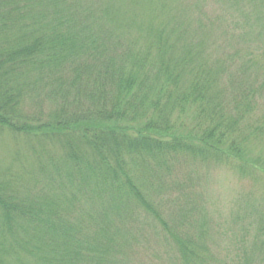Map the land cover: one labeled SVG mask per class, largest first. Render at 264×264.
<instances>
[{
  "label": "trees",
  "instance_id": "trees-1",
  "mask_svg": "<svg viewBox=\"0 0 264 264\" xmlns=\"http://www.w3.org/2000/svg\"><path fill=\"white\" fill-rule=\"evenodd\" d=\"M156 1L161 5L164 0ZM83 2L0 0V133L10 131L14 139L23 134L35 139L42 150L35 158L39 167L31 163L32 168L21 166L18 173L13 165L0 169V264H116L111 252L122 241L120 232L123 226L127 230V218L137 204L148 199L143 181L148 175H157L153 167H167L173 161L170 156L194 155V151L216 152L220 157L227 140L229 124L217 122L220 113L211 107L217 104L204 101V91L216 75L208 72L199 48L187 43L177 53L168 52L175 46L169 42L171 38L159 34L156 45L127 54V58L133 56V64L118 63L113 56L104 68L98 67L92 62L95 52L102 58L109 52L100 50L90 27L101 19L102 12L106 16L110 10L93 11ZM168 5L176 13L180 10L176 0ZM79 10L86 12V19ZM175 23L182 32V21ZM179 35L174 32L173 40L180 39ZM154 46L156 60L149 62ZM250 58L258 63L255 56ZM259 63L263 64L260 59ZM128 65L134 66L130 72ZM186 70H194L196 77L185 78ZM161 71L166 74L156 102L147 85L151 75L157 77ZM82 86L93 88L96 93L92 94L103 98L98 102L101 112L82 114L62 103L74 91L80 93ZM46 96L56 101L51 102L56 104L54 109H47L49 114L43 113L46 109L41 102L36 108L30 106L32 99ZM160 97L165 98L163 106ZM193 104L204 122H197L196 117L189 125L192 131L208 125L205 130L213 131L201 133L196 141L202 142L199 146L177 139L191 135L180 130L179 117ZM177 110L180 114L175 120ZM61 140H70V145ZM26 146L38 156L34 144ZM55 150L63 153L60 160ZM109 182L116 184V192L110 193ZM147 202L150 204L149 199ZM261 234L264 224L259 217L258 239ZM259 243L255 244L261 249ZM179 247L182 256L195 251L182 242ZM244 254L238 258L239 264H263L246 249Z\"/></svg>",
  "mask_w": 264,
  "mask_h": 264
},
{
  "label": "rangeland",
  "instance_id": "rangeland-1",
  "mask_svg": "<svg viewBox=\"0 0 264 264\" xmlns=\"http://www.w3.org/2000/svg\"><path fill=\"white\" fill-rule=\"evenodd\" d=\"M83 1L90 4L93 11L110 10L106 16L102 12L101 19L91 23L90 31L98 38L97 46L109 52L105 58L95 52L93 63L104 68L105 62H111L114 56L118 63L133 64V56L127 58V54L135 55L136 50L156 45L159 34L171 38L169 42L175 50L168 52L177 53L187 43L193 44L203 53L208 72L216 75L211 84L204 81L208 83L204 101L217 104L211 106L220 113L217 122L226 127L229 124L220 157L216 152L197 154L194 151V155H190V149L194 150L190 147V154H179L178 158L170 156L173 161L167 167H153L157 175H148L143 181L150 204L148 199L137 204L126 220L127 230L123 226L119 231L122 241L115 253L111 252L113 259L116 256V264H239L238 258L245 255V249L264 264V234L259 239L256 236L259 217L264 224V0H176L180 7L177 13L168 5L172 0H164L161 5L156 0ZM79 12L82 19H86V12ZM175 20L182 21V32L176 28ZM174 32L180 33V39L173 40ZM152 50L147 57L149 62L156 60V46ZM251 56H255L258 63L255 64ZM128 67L130 72L134 66ZM165 74V71L159 72L157 77L152 74L147 85L156 102ZM184 77L193 79L196 72L186 70ZM84 88L81 87L80 93L74 91L62 103L70 104L69 109L82 114L93 110L101 112L98 102H103V98L92 94L96 93L93 88ZM43 99H32L30 106L36 108L41 102L46 109L43 113L56 107L51 103L56 101L47 96ZM59 100L57 105L61 106ZM160 100L163 106L165 98L160 97ZM110 105L107 108L110 109ZM146 106L144 104V109ZM194 107L186 108L179 117L180 130L191 135L177 139L199 146L202 142L196 141L202 137L201 133L213 131L205 130L210 125L192 131L189 125L196 117L197 122H204L203 114ZM179 114L177 110L175 120ZM43 118L49 119V116L44 114ZM218 126L224 131V126ZM240 129L243 130L240 132ZM9 134L10 131L0 133V169L13 165L18 173L21 166L28 170L29 166H41L35 160L42 153L37 148L39 143L23 134H18L17 139ZM144 134L151 139L146 131ZM61 141L67 146L71 142ZM25 143L34 144L38 156ZM237 151L241 154L237 155ZM55 154L57 160L62 158L63 153L55 150ZM16 155L19 162L15 163ZM108 184L110 193L116 192V184ZM146 204L151 205L150 210ZM180 242L195 251L191 255L188 252L180 255ZM255 243H259L261 249Z\"/></svg>",
  "mask_w": 264,
  "mask_h": 264
}]
</instances>
